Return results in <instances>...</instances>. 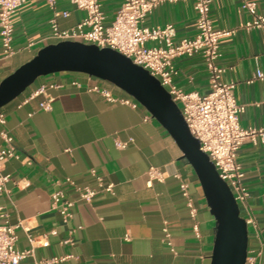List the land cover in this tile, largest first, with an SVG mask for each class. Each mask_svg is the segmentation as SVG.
I'll list each match as a JSON object with an SVG mask.
<instances>
[{
  "label": "crops",
  "instance_id": "obj_1",
  "mask_svg": "<svg viewBox=\"0 0 264 264\" xmlns=\"http://www.w3.org/2000/svg\"><path fill=\"white\" fill-rule=\"evenodd\" d=\"M254 1L264 15V0ZM120 2L102 0L106 24L112 21ZM56 6L69 13L57 19L62 29L75 26L84 17V11L68 0H59ZM50 17L44 0H25L13 14L14 53L5 57L0 44V82L41 47L56 42L50 37ZM209 17L214 28L230 31L219 40L217 63L226 67L222 79L235 83V99L244 105L239 123L242 127H264V34L259 29L244 28L250 16L237 0H211ZM167 23L174 26L176 40L194 37L193 0L162 3L143 21L148 27ZM174 67L172 80L177 87L200 94L208 91V72L201 54L178 57ZM257 71L263 78L255 76ZM73 79L81 87L71 84ZM51 82L61 85L47 87L53 100L51 108L43 110L39 103L44 96L30 95ZM96 82L118 99L130 97L108 82L60 72L38 77L1 108L6 121L0 129L12 136L15 152L31 160L28 164L11 158L3 165V172L9 175V193L0 194V205L8 223L22 221L28 229H16L15 247L29 249V239H34L31 256L20 264H44L47 259L67 255L72 257L54 264H210L215 220L192 167L182 158L171 135L143 106L106 100L87 88ZM117 141L127 145L119 148ZM2 144L0 138V147ZM237 161L249 193L247 206L258 230L256 238L253 227L247 226L248 246L262 245L264 264V144L244 142L237 151ZM149 166L170 176L148 181L145 171ZM91 169L104 183H113L112 193L98 186ZM174 173L190 185L198 207L195 220L188 213ZM66 177L97 191L88 203L76 201L72 216L63 220L51 207L50 195L61 189L67 198L76 199ZM195 221L198 236L193 230ZM164 225L174 252L165 243ZM43 238L48 241L46 246L40 245Z\"/></svg>",
  "mask_w": 264,
  "mask_h": 264
},
{
  "label": "built area",
  "instance_id": "obj_2",
  "mask_svg": "<svg viewBox=\"0 0 264 264\" xmlns=\"http://www.w3.org/2000/svg\"><path fill=\"white\" fill-rule=\"evenodd\" d=\"M51 11L50 37L56 42L63 40L80 41L87 44H95L100 48H112L131 61L146 69L157 78L160 84L168 91L173 101L177 103L189 132L197 139L199 148L208 155L219 177L229 186L242 217L247 226H252L255 237L258 230L249 207L247 198L249 193L243 183L244 172L237 161V151L244 142L263 143L264 127H242L239 123V115L244 110V105L239 104L234 95L235 83L224 81L222 75L226 67L217 63L220 56L219 40L230 33L225 29L214 28L209 17L211 0H193L196 12V35L192 38L183 37L175 39V28L167 23L163 26H144L143 21L147 14L162 3H175L181 0H121L112 21L105 23V14L102 10V0H68L76 8L84 11V17L75 26L62 29L58 25L59 17H67V10L57 9L59 0H44ZM241 7L249 14V19L244 23V28L259 29L264 34V15L257 10L254 0H237ZM25 2V0H0V44L5 57L14 53L12 45L14 34L13 14ZM32 45V42L28 44ZM201 54L208 72L209 89L200 94L197 91L186 92L173 83V75L176 73L174 60L181 56ZM89 80L96 79L84 74ZM257 78H263V73L257 71ZM71 84L81 87V84L73 79ZM61 84L51 82L42 84L30 98L42 94L44 99L39 107L43 110L51 108L53 98L46 92L47 87H57ZM89 90L99 92L108 101L119 100L122 103L135 107L138 103L132 97L118 99L106 86L93 83L87 87ZM5 114L0 108V125L5 124ZM0 138L3 142L0 147V194H8L7 182L9 175L3 172L4 163L11 159H21L31 163L27 157H21L15 152L12 136L4 128L0 129ZM119 148H124L127 142L117 141ZM97 180L98 186L113 192V183H104L94 169H91ZM145 174L148 181H163L170 175L155 166H149ZM173 177L179 180L180 193L185 201L188 213L195 220L198 207L195 198L190 192V185L179 173ZM65 182L73 186L76 199L67 198L63 190L56 189L51 195V207L57 211L63 220L72 216V207L76 201L90 202L97 189L89 185H77L70 177ZM4 207L0 205V264H20L22 260L31 256L34 239L30 238L32 246L29 249L19 250L15 247L17 239L16 229L27 227L19 221L10 224L6 220ZM78 226L77 228H80ZM195 234L199 235L198 224H193ZM51 233H55L54 230ZM164 240L172 252L174 249L170 240V233L166 225L163 226ZM128 238V236H126ZM48 241L43 238L40 245L46 246ZM262 245L256 244L247 247L244 264H261ZM72 255L53 257L43 261L44 264H54L57 261L71 258Z\"/></svg>",
  "mask_w": 264,
  "mask_h": 264
},
{
  "label": "water",
  "instance_id": "obj_3",
  "mask_svg": "<svg viewBox=\"0 0 264 264\" xmlns=\"http://www.w3.org/2000/svg\"><path fill=\"white\" fill-rule=\"evenodd\" d=\"M60 72L81 73L120 89L156 119L192 167L212 214L214 238L210 264H244L248 228L227 183L209 157L199 148L168 91L143 67L120 52L95 44L63 40L41 47L0 82V108L20 95L41 76Z\"/></svg>",
  "mask_w": 264,
  "mask_h": 264
}]
</instances>
